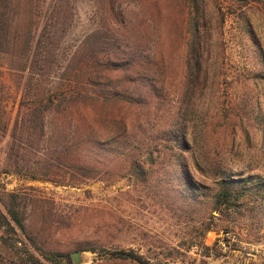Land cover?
I'll list each match as a JSON object with an SVG mask.
<instances>
[{
	"label": "rangeland",
	"instance_id": "rangeland-1",
	"mask_svg": "<svg viewBox=\"0 0 264 264\" xmlns=\"http://www.w3.org/2000/svg\"><path fill=\"white\" fill-rule=\"evenodd\" d=\"M66 1L72 26L46 68L49 92H59L74 79L71 59L98 29L138 55L137 69L144 76L134 74L127 85L122 83L131 102L108 110L126 115L128 129L101 130L103 142L82 152L89 169L48 168L40 157L10 150L14 140L22 148L30 141L21 130L14 138L20 85L28 72L27 61L1 40L0 264L27 262L25 246L41 264H50L30 237L45 251L69 254L72 264L74 253L81 255V264H135L106 256L117 250H133L151 264H264V228L253 227L249 217L219 222L209 211L214 167L264 179V0H120L115 12L105 0ZM5 2L0 13L7 11ZM197 6L207 21V52L197 89L185 95L190 23ZM117 16L125 17L126 28L118 25ZM119 84L113 78V89L106 90L123 93ZM180 110H186L191 150L184 156L197 195L185 187L182 158L164 144V131ZM55 130L49 123V135ZM128 138L142 154L139 172L126 155ZM12 204L22 214L25 232L3 218ZM209 225L213 228L203 237Z\"/></svg>",
	"mask_w": 264,
	"mask_h": 264
},
{
	"label": "trees",
	"instance_id": "trees-1",
	"mask_svg": "<svg viewBox=\"0 0 264 264\" xmlns=\"http://www.w3.org/2000/svg\"><path fill=\"white\" fill-rule=\"evenodd\" d=\"M3 0H0V3ZM120 0H105L111 12L116 11ZM7 11L0 13V42L3 40L10 46L12 54L27 61V76H21L24 81L19 114L14 127V138L18 130L28 138V145L20 147L15 140L11 142L12 154L40 157L48 168L69 169L80 173L89 165L82 159V152L90 145H100L103 139L102 129H128L127 117L122 113L116 114L108 110L109 107L122 106L131 102V95L122 83H129L131 75H143L140 71L139 57L135 53L129 54L124 50L123 43L117 37H112L101 29L88 35L77 49L70 62V72L74 79L69 85L58 91L49 92L45 88L44 74L49 66L53 51L63 42L72 26V8L66 0H6ZM48 6V8H46ZM195 11V10H194ZM193 11V12H194ZM204 11L196 7L190 23V43L188 56V81L185 95L193 93L203 76V57L207 47V21ZM118 18V16H117ZM119 26L126 28L125 17L118 18ZM125 24V25H124ZM2 43V42H1ZM10 52V53H11ZM113 78L123 93H113L111 88ZM148 81V80H147ZM21 83V82H20ZM206 85V81L204 83ZM153 92L157 91L156 84L151 82ZM116 86V87H117ZM98 89L92 93L90 89ZM118 90V89H117ZM137 103L143 100L138 99ZM0 99V110H1ZM94 108L87 116V112ZM186 110L176 113L166 131L165 142L172 154L182 158L181 165L187 174L185 187L197 195L196 185L190 180L188 159L184 156L191 147L188 142ZM50 120V121H49ZM56 130L49 135V123H53ZM59 124L70 126V129H59ZM102 130V131H101ZM7 132V128L5 130ZM106 136V135H105ZM106 138V137H105ZM126 140V155L131 167L139 172V149ZM36 144V145H34ZM44 147L41 150V147ZM154 150L150 152L152 157ZM160 154H162L160 152ZM151 160V159H150ZM212 172L215 180V192L210 200L211 217L219 222H237V219L249 217V222L258 230L264 228V179L254 177L243 178V174H235L228 169L216 166ZM199 195V194H198ZM6 212L11 222L22 231L26 225L21 212L15 205L7 206ZM217 213L218 216H214ZM10 226V223H7ZM205 230L203 237L212 230ZM30 244L37 253L50 264H72L69 254L45 251L38 246L36 240L30 237ZM93 253L97 249H92ZM24 254L28 261L23 264H41L40 260L25 246ZM109 259L129 261L135 264H151L144 257L133 250H117L107 252ZM26 262V263H25Z\"/></svg>",
	"mask_w": 264,
	"mask_h": 264
},
{
	"label": "water",
	"instance_id": "water-1",
	"mask_svg": "<svg viewBox=\"0 0 264 264\" xmlns=\"http://www.w3.org/2000/svg\"><path fill=\"white\" fill-rule=\"evenodd\" d=\"M72 260H73L74 264H81L83 262L81 255L79 253H74L72 255Z\"/></svg>",
	"mask_w": 264,
	"mask_h": 264
}]
</instances>
